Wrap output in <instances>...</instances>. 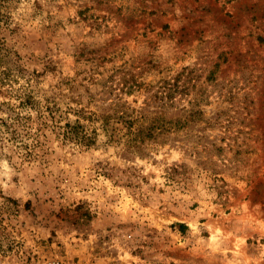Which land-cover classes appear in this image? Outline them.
I'll return each instance as SVG.
<instances>
[{
	"label": "rangeland",
	"instance_id": "374dc122",
	"mask_svg": "<svg viewBox=\"0 0 264 264\" xmlns=\"http://www.w3.org/2000/svg\"><path fill=\"white\" fill-rule=\"evenodd\" d=\"M0 44L94 137L0 144V264H264V0H0Z\"/></svg>",
	"mask_w": 264,
	"mask_h": 264
},
{
	"label": "trees",
	"instance_id": "16d2710c",
	"mask_svg": "<svg viewBox=\"0 0 264 264\" xmlns=\"http://www.w3.org/2000/svg\"><path fill=\"white\" fill-rule=\"evenodd\" d=\"M1 47L0 44V64L3 60ZM2 75V84H9L12 77L11 71L5 70ZM10 95H13L15 99L13 104L10 101L0 102V106L4 109L2 111H6V116L0 117V144L11 142L24 150L26 156L31 158L36 149L41 146L40 137L45 129L56 133L62 140H74L81 146L87 147L93 143L94 137L87 132L83 124L78 121L73 123L64 120L67 112L64 113L51 105L47 98L44 101L38 99L32 87L15 94L10 92ZM111 120L112 115L104 114L102 116L103 126L107 128ZM131 123L132 121L129 122ZM128 133L131 136L129 145L139 140L142 135L140 131L134 134L131 127ZM43 136L46 138L45 135Z\"/></svg>",
	"mask_w": 264,
	"mask_h": 264
}]
</instances>
